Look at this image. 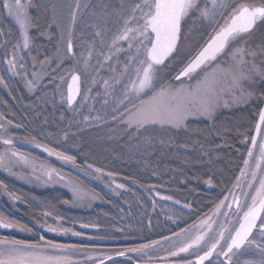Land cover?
I'll list each match as a JSON object with an SVG mask.
<instances>
[{"label":"snow or ice","instance_id":"obj_1","mask_svg":"<svg viewBox=\"0 0 264 264\" xmlns=\"http://www.w3.org/2000/svg\"><path fill=\"white\" fill-rule=\"evenodd\" d=\"M33 7L36 5L32 0L3 2V8L7 9L8 15L18 25L24 49L29 47L30 29L36 27L35 18L30 14ZM49 7L55 22L57 5L51 3ZM75 15L73 12V24ZM111 16L115 17L111 21L115 31L107 28L109 21L105 19L104 27L97 30L95 36L101 38L100 43L103 45L104 36L110 34L111 43L107 46L116 52H128L120 74L123 79L114 80L115 84L123 85V99L119 101L123 110L120 111L118 107L114 112L120 111L121 122L127 128L137 132L155 126L187 130L191 119H212L220 107H228L230 102H247L254 96L252 86L257 80L264 82V63L260 66L255 63L257 50L249 45V37L257 23H264V0L259 5L235 3L234 0H130L127 4L121 3ZM189 20L205 25L203 35L207 39L194 55L189 52L182 58V69L171 81L165 82L160 78V71L170 67L171 62L180 55L182 25ZM16 47L20 45L17 44ZM66 51L76 55L71 39L67 42ZM259 52L264 56V46L259 48ZM92 54V48H89L87 57L82 54L77 60V63H83L85 72ZM105 59L110 60L111 56H106ZM48 63L46 58L41 62V67L44 68ZM8 65L13 74H16L15 56L8 60ZM44 75L47 73L42 75L33 72L32 78L25 80V86L34 91ZM55 78L54 75L51 76L52 80ZM60 79L63 81L64 76H60ZM79 82L80 75L73 72L66 98L69 105L73 104L80 92ZM104 84L107 87L108 81L105 80ZM84 100H87V96ZM112 118L117 119L115 115ZM3 127L0 125V128ZM0 139L4 145H12L11 139ZM248 139L246 136L245 140ZM250 145L247 158L243 160L244 166L240 169L239 176L235 177L232 189H221L211 216L205 213L199 225L181 229L188 239L177 246L176 250L170 251V256L180 257L182 253L194 250L195 259H186L184 264H264V108L258 112L255 134L250 137ZM43 151L75 165V158L72 156L47 147ZM13 157L23 159L16 151L8 148L0 152V167L10 170ZM25 163L28 161L25 160ZM55 171L46 170L48 180H51ZM206 183L211 185L212 181L208 180ZM70 187L73 196L81 199L80 190L74 185ZM234 189L240 190L243 202ZM184 207L191 206L185 204ZM221 216L222 222L214 219ZM213 224L217 227L213 228ZM12 227V223L0 217V228ZM47 231L67 233L69 229L49 225ZM174 234L179 236V233ZM164 239L167 240L168 237ZM158 243L159 241L153 240L150 244L128 251H140ZM76 250V245L57 244L52 240H45L44 236H40L36 243L4 238L0 239V264H80L69 255L61 254ZM251 250L261 257L258 261L239 260L242 253ZM119 255L123 256L125 253L120 252ZM214 256L215 260L212 259Z\"/></svg>","mask_w":264,"mask_h":264},{"label":"rangeland","instance_id":"obj_2","mask_svg":"<svg viewBox=\"0 0 264 264\" xmlns=\"http://www.w3.org/2000/svg\"><path fill=\"white\" fill-rule=\"evenodd\" d=\"M3 2L4 0H0V116H3V119H0V125L4 127L0 128V137L11 139L12 145H37L39 142L51 138V134L56 128L53 119L57 108L62 109L67 114L72 113L77 107L79 109L81 104H84V106L88 105L86 106L88 108L82 114V119L85 120L87 117L86 113L89 108L94 114L92 118L94 124L89 123L86 125H93L103 130L113 125L116 129L125 127L126 130L136 131L135 129L127 128L121 122L120 111L123 108L119 101L123 99V85L114 83L115 79H123L120 74L124 68L128 52H116L114 49H110L107 46L111 43L110 34L104 36L105 44L103 45L100 43L101 38L95 36V32L104 27L103 21L105 19L109 21L107 28L115 31L111 22L115 17L111 16V13L118 9L121 3L127 4L130 0H45L48 7L45 17L40 15V7L37 8V3L38 5L46 6L45 2L41 3V0H32L36 7L30 9V14L35 18L36 27L30 29V43L27 49L23 48L18 25L8 15L7 9L3 8ZM234 2L259 5L261 0H234ZM51 3L57 5L55 22L53 21V12L49 7ZM77 3H79V8H77ZM73 12L76 14L74 24L72 22ZM260 30H264V28L257 29L249 37V45L257 50L255 63L258 66L264 63V56L259 52V48L264 46V32ZM69 39L72 41L75 56L66 51ZM206 39L207 36L200 41V44L187 46L184 56L189 52L192 53L198 45L202 46ZM17 44L20 47H16ZM124 47L126 48V45ZM89 48H92L93 54L89 61V67L85 72L83 71V63H77V60L81 58L82 54L86 58ZM14 56L17 65L14 70L16 74H13V70L8 65V60L13 59ZM106 56H111V59L106 60ZM46 58L49 63L42 68L41 62L45 61ZM33 72L41 73L42 75L46 72L47 75H44L38 88L30 91L25 86V80L31 79ZM73 72L80 75V96L77 102L70 106L66 99V86ZM53 75L56 77L54 80L51 79ZM60 76H64L63 81ZM105 80L108 81L107 87L104 84ZM164 81L168 82L167 80ZM263 86L264 82L257 80L252 86L254 96L247 102H230L228 107H220L212 119L200 117L190 121L203 120L212 122L223 114L243 110L258 104L260 110L264 100V91L260 92V88ZM115 88H121L120 92L118 89L114 92ZM85 96H87V100H84ZM118 107L120 111L114 112V109ZM113 115L117 117L116 120H113ZM58 119L61 122V117H58ZM9 121H11L10 124L8 123ZM47 121H51V124L46 127ZM155 127L160 128L159 126ZM103 141H108V139L104 138ZM12 145L6 146L0 139V152H4L8 148L16 151L23 159L13 157L10 170L0 167V175L36 193L53 190L63 192L66 195L67 200L62 204V208L55 210L58 214V223L44 222L52 227L69 229V231L67 233H53L37 229L38 227H36L38 233L42 232L43 235L41 236H44L45 240H52L57 244L77 246L75 252L61 254L69 255L71 259L79 261L80 264H100L101 261H103V264H184L186 259H195L194 250H190L189 253H182L180 257L169 255V252L176 250V247L184 243L188 236L181 232L182 227L180 226L184 225V221L180 219V214L167 205H163L162 201L155 203V209L151 208L147 211L145 229L137 228V222L134 221L133 224L129 223V229L124 232H118L119 236L116 237L111 226L105 227L107 223H104V220L109 216L103 212L113 209L115 202L126 198L125 193L118 191L116 182L105 180L96 175L86 176L84 173L81 175L78 171L75 172L74 169H66L59 162L53 161L50 163L41 157H30ZM25 160L28 161L27 164ZM243 166L242 164L241 168ZM50 169H55L56 171L53 173L51 180H48L45 173L46 170ZM37 177L40 178L37 179ZM60 177H64V179H60ZM86 180H89L90 183ZM70 185H74L80 190L81 199L73 196ZM96 185L98 189L95 188ZM234 191H236L237 195H240L239 189H234ZM240 199L243 202L244 198L242 195H240ZM124 202H126L125 199ZM127 202L131 201L128 199ZM213 209L207 213L209 216L212 215ZM138 216L136 218L139 221L140 218L138 219ZM92 218L98 223L90 221ZM203 218L204 216L193 223L185 225L183 229H189L194 224L199 225ZM214 219L223 221L222 216L219 218L214 217ZM75 223L76 225L99 226L95 234L91 236L94 239L92 240L93 244L91 239L82 241L84 235H73V233H76L73 229ZM165 224L166 226H164ZM13 227L9 229L0 228V231L9 232L14 230ZM212 227L216 228L217 225L213 224ZM15 229V232L23 237L22 241L29 240L26 241L28 243L39 241V238L36 239V242L30 240L32 235L28 229L18 225ZM174 233H179V236ZM165 237H168V239H164ZM4 238L18 240L17 238H9L7 235L0 236V239ZM66 238L69 241L74 239L75 241L72 242L82 241L84 243H65ZM111 238L112 240H110ZM57 240L60 242H57ZM153 240L159 241V243L140 251H128L143 244H150ZM120 252H124L125 255H119ZM114 256H121V258L105 262V260ZM260 258L254 250L246 251L239 256L240 261L245 259L258 261ZM212 259L215 260V256Z\"/></svg>","mask_w":264,"mask_h":264},{"label":"trees","instance_id":"obj_3","mask_svg":"<svg viewBox=\"0 0 264 264\" xmlns=\"http://www.w3.org/2000/svg\"><path fill=\"white\" fill-rule=\"evenodd\" d=\"M43 1L41 0V3ZM37 8L40 15L45 17L47 5L37 3ZM204 27L205 25L194 23L192 20L182 25L180 55L171 62L170 67L161 69L162 80L171 81L181 69L186 47L190 44H200L206 37L203 35ZM262 27L264 28V23L259 22L252 33ZM199 47L198 45L195 50L192 49V54H195ZM116 89L120 92L121 88H115L114 92ZM262 91L264 86L260 88V92ZM86 106L88 105L81 104L79 109L77 107L67 114L57 108L53 119L56 128L52 126L54 130L51 138L37 144L41 147L26 144L12 146L30 157H41L50 163L59 162L66 169H74L81 175H96L123 185V188L117 189L126 194V198L123 197L126 202L124 199L120 200L115 202L113 209L103 211L109 216L104 220V223H107L105 227L111 226L116 237L120 232L129 229V223L133 224L134 221L137 222V228L145 229L147 211L155 209V203L161 202L154 199V192L191 206L185 211L161 202L180 214V219L184 221V225L180 226L182 228L210 212L215 203H218L217 197L221 189H231L235 177L239 174L250 147V137L259 112L258 104L223 114L212 122L189 121L187 130L148 127L137 132L126 130L125 127L116 129L113 125L105 130L86 125L94 124V114L90 108L86 113L87 119H82L83 112L88 108ZM58 117H61V122ZM46 123L47 127L51 121ZM246 136L248 140H245ZM104 138L108 141H103ZM44 147L74 157L75 165L59 160L55 155L50 156L43 151ZM96 169L101 171L97 172ZM208 180L212 181L211 185L206 183ZM86 181L90 183L89 180ZM95 188L98 189V186ZM128 199L131 202H127ZM66 200L63 192L52 190L36 193L0 175V217H4L14 226V230L9 232L0 231V236L7 235L9 238L23 240V237L15 232L18 225L31 229L30 240L36 242V239L43 235L42 232L38 233L37 229L47 230L49 226L44 221L58 223L55 210L61 209ZM49 212L51 215H45ZM136 215H139V221ZM90 221L96 222L94 218ZM98 227L76 223L73 225L76 233L84 235L82 241L91 239L92 244L94 239L91 236ZM105 227L103 226L104 229ZM65 241L63 242L84 243L72 242L75 240L69 241L68 238Z\"/></svg>","mask_w":264,"mask_h":264},{"label":"water","instance_id":"obj_4","mask_svg":"<svg viewBox=\"0 0 264 264\" xmlns=\"http://www.w3.org/2000/svg\"><path fill=\"white\" fill-rule=\"evenodd\" d=\"M69 83H71V77H70V79H69V81H68V83H67V86H66V95H68V84H69ZM79 88H80V82H79ZM79 96H80V92H79V94L76 96V99H75V101L73 102V104L70 105V106H73V105L77 102ZM262 108H264V100H263V103H262V106H261L260 109H262ZM257 121H258V117H257L256 122H257ZM254 134H255V126H254V130H253V134H252V135H254ZM152 195H153V197H154L155 199L160 200V201H163V202H166V203H168V204H170V205H172V206H174V207H176V208H178V209L188 210V208H185L184 205L181 204L180 202L177 204V203H176V200H174V199H172V198H171V199H166L168 196H165V195H162V194H158V193H153ZM234 209H235V205H234ZM120 258H121V256H114V257L108 258L107 260H105V262L114 261V260H116V259H120ZM206 263H207V262H205V264H206Z\"/></svg>","mask_w":264,"mask_h":264}]
</instances>
